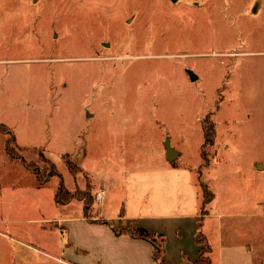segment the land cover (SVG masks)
Masks as SVG:
<instances>
[{"label": "rangeland", "instance_id": "rangeland-1", "mask_svg": "<svg viewBox=\"0 0 264 264\" xmlns=\"http://www.w3.org/2000/svg\"><path fill=\"white\" fill-rule=\"evenodd\" d=\"M185 179L215 264H264V0H0V215L19 237L75 250L85 231L60 218L84 191L91 216L189 212L168 188ZM87 246L93 263L109 248Z\"/></svg>", "mask_w": 264, "mask_h": 264}, {"label": "crops", "instance_id": "crops-1", "mask_svg": "<svg viewBox=\"0 0 264 264\" xmlns=\"http://www.w3.org/2000/svg\"><path fill=\"white\" fill-rule=\"evenodd\" d=\"M179 155V152H178ZM178 157V156H177ZM172 170L163 169L162 172H171L175 177L181 176L179 173L187 171L185 167L173 166ZM168 173V174H171ZM161 175V182H166L164 176ZM159 182V183H161ZM188 182L189 185L185 186ZM39 185V183H38ZM43 183L40 182L39 186ZM160 187L161 184H160ZM169 189H176L175 192L182 190V195L190 192L191 196L195 198L193 201V209L189 212L183 209V204H174L171 202L167 204L168 207H176L175 209L156 208L154 212L149 213H138V214H117V215H92L90 217L82 214L78 217H63L60 218L62 222H76L84 232V236L80 241H70L69 244H75L77 248L76 251H84L85 253L79 255V253H74L75 250L69 245L65 247H57L56 245L52 248L47 242H40L37 239H22L19 237L15 231L12 229L11 225L19 221L16 219L14 214H1L0 215V238L4 241H10L11 246L8 247L10 250L9 256L10 260L3 262L0 257V264H24L32 263V259L41 258L45 262L59 261L61 264H112V262L118 261L121 264H156L154 259V249L155 245L149 240L136 237L130 234L115 232L111 225L101 222L98 219H105L114 225H138L145 227L147 229L153 230L158 233L165 235V244L163 249L162 258L165 260V264H192V260L196 259L198 252L201 249V245L197 243V234L202 231L205 235L206 243L209 246V256L211 258V264H215L213 258V253L215 252L213 243H210V237L213 235L211 232L204 230L205 219L212 218L214 214H200L199 208L202 199L199 200V190L197 187V181L185 179L174 183V181L168 185ZM98 191H102L100 188ZM1 193V192H0ZM73 198V197H72ZM104 198V192L102 199ZM4 199L3 195L0 194V200ZM57 200V195H56ZM100 200V201H101ZM205 200V199H204ZM174 205V206H172ZM12 205L9 204V207ZM158 206V205H157ZM221 214H218L220 217ZM114 220V221H113ZM116 220V221H115ZM53 222V221H51ZM116 222V223H115ZM201 224V228H198V224ZM55 229L59 227V223L55 224ZM46 232L51 233L52 228H48ZM66 229L64 224H61L60 230ZM91 241L106 244L109 246L107 248L106 257L104 254H99V259L97 263L89 261L86 257V252H88L87 242ZM222 241H220L221 243ZM17 245V246H16ZM220 251L225 249L224 244H219ZM239 249L235 245L227 246V249ZM249 249L250 247L247 246ZM7 249V255H8ZM28 250V251H27ZM24 251H26L27 256ZM30 251V252H29ZM102 255V256H101ZM81 256V257H80ZM36 263V262H35ZM221 264V263H220Z\"/></svg>", "mask_w": 264, "mask_h": 264}, {"label": "trees", "instance_id": "trees-1", "mask_svg": "<svg viewBox=\"0 0 264 264\" xmlns=\"http://www.w3.org/2000/svg\"><path fill=\"white\" fill-rule=\"evenodd\" d=\"M36 173V172H35ZM38 175V173H37ZM65 193V196H67L68 198H64V199H60L61 195H63ZM84 195V202H85V215L90 217L91 215L86 213V210L88 209V205L89 202L91 200V195L89 193V191H84L83 192ZM76 194L71 193L70 191L64 189V187L62 186L60 188V190L57 193V200L59 201H65V199H71L72 197H75ZM101 222H104L106 224L111 225V228L115 231V232H121V233H126V234H130L136 237H140L146 240H149L150 242H152L155 245V249H154V259L156 261V264H165V260L162 258L163 256V249H164V244H165V235L162 233H158L155 232L153 230L147 229L145 227L142 226H138V225H129L127 227H120L118 225H114L110 222H108L105 219H98ZM198 228H201V224L199 222L198 224ZM197 243L199 245H201V249L198 252V256L196 259L192 260V264H211V258L209 256V246L206 243V239H205V235L203 234L202 231H199L197 234Z\"/></svg>", "mask_w": 264, "mask_h": 264}, {"label": "water", "instance_id": "water-1", "mask_svg": "<svg viewBox=\"0 0 264 264\" xmlns=\"http://www.w3.org/2000/svg\"><path fill=\"white\" fill-rule=\"evenodd\" d=\"M190 74H191V80L197 79L196 74H194L193 72H191ZM166 154L169 160H175V158L178 156V151L173 146H171L169 140L167 141V145H166Z\"/></svg>", "mask_w": 264, "mask_h": 264}, {"label": "built area", "instance_id": "built-area-1", "mask_svg": "<svg viewBox=\"0 0 264 264\" xmlns=\"http://www.w3.org/2000/svg\"><path fill=\"white\" fill-rule=\"evenodd\" d=\"M102 195H103L102 191H98L97 192V198H98L99 201L102 199Z\"/></svg>", "mask_w": 264, "mask_h": 264}]
</instances>
